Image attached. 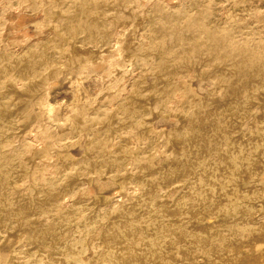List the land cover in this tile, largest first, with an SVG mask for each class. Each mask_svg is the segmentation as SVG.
I'll return each mask as SVG.
<instances>
[{
    "label": "bare ground",
    "instance_id": "1",
    "mask_svg": "<svg viewBox=\"0 0 264 264\" xmlns=\"http://www.w3.org/2000/svg\"><path fill=\"white\" fill-rule=\"evenodd\" d=\"M193 3H195V2H193ZM198 3L203 7V9H205V11L207 12V15H209V16H208V18H204V16H203L204 14L203 15L201 14L203 16V17H201L196 12V15H198V18L192 20V23L199 25L201 27V29L204 30L203 35L207 36L213 45H215L217 47H222L223 49H225V47H228V46H227V42L224 41L223 36L228 34V29L231 28L230 26L236 20V18H237L236 16H239V11H241V10L238 8L239 10L236 9L235 11L232 9L228 10L227 12L224 11V17H223V13H222V20L221 21H219V19L215 18L219 21V23H217V20H215L213 16H212L213 18L210 17V12H213V10L215 8V7L213 8L211 5H214L216 2L214 4L210 5L209 4L210 0H199ZM154 4L159 6V7H156V10L158 8H160L161 10L162 9L165 10V8H166V9H170L168 11H171V9L176 8L174 6V2L172 0H0V61H2V62L6 61L7 62L10 59H19V57L21 55L16 54V52H18V51L22 52L23 51L24 54H22V55H24V58L26 59L25 61L27 62L25 68L17 70V72L12 74L13 76L10 75L11 72L8 71L6 68H5L6 70L5 69L3 70V74L1 77V81H0V92H2V94H0V103L5 101L6 99H8L12 94H15V93L18 94L17 91L21 88V85H22L21 83L23 81H25V82L31 81V80L36 81V79L43 76L42 73L44 71H47V72L51 71V72L55 73L57 75V77L58 76L62 77L63 80L65 81V83H68V90L67 91L70 92L72 95V101L70 103L67 102L66 100L56 101L55 97L58 94L57 89H58L59 84L57 81H52L51 78H49L43 82H40L38 84L32 85L30 89L33 93L32 95L35 97V100L32 102L33 114L31 116V123L28 125V127L24 130L23 134L18 139L22 142L24 141L22 143V145L24 144L27 147H31V146H33L34 143L36 144V141H34L35 135L33 133L35 131L43 133V134H49V133L53 132L54 136L62 135L61 132H64L65 130L64 131L61 130L60 132L58 130L61 128L65 129L66 127L68 129V126L70 125L68 122L67 125L68 124L69 125L65 127V126H63V123H61V121L68 120L66 114H64V113L65 112H71V111H73V109H76L77 106H75V105L83 102L82 100L88 99L90 101H93L94 100V98H93L94 92H96L97 97L100 96L99 98H102V97H104V98L108 97L109 98L108 103H105V104L97 107L96 109H98V108H104V110L106 108L111 109L112 106H114V102L119 103L118 100H121L124 96L126 97V95L129 92V89H131V86H134V85L130 86V83L133 79L132 78L133 72H131L132 67L134 66L133 68L135 69V66L137 65V67H138V63L143 62V61L146 64H148V63L150 64V63H152V59H154V58H152V56H150V54L147 55L145 53L144 54L140 53V51L142 50V47L145 45L144 44L145 40L143 42V40H140V39L134 38V37H133V42L135 41V43H134L135 48L133 50L131 48V51L129 49L128 52L125 51L126 52V54H125L123 52L124 50H122L124 43L129 41V43L127 42L128 44H131V45L133 44V42L130 40L131 38L129 40L125 41V36H126L125 33L132 26H136V27L141 26V25H143V23L148 24L150 26L155 25L157 23L156 21L161 19V16L159 17L158 20L155 21V24H154L153 18H151V15H150L151 7H153ZM225 4H227V3H225ZM236 4H237L236 1H233V5H232L233 9H234ZM251 4H256V9H254V10H258V9L262 10V11L264 10V0H252ZM154 8H155V6H154ZM196 8H197V6L195 7V9ZM219 8L217 7V9H219ZM199 9L200 8H198V10ZM221 9H222V7H221ZM156 10H154V11H156ZM173 10H175V9H173ZM196 10H194V11H196ZM175 11H177V9ZM106 12H112V15H111V17L104 19V17H107ZM189 12H188V15H189ZM243 12H245V11H243ZM257 12H259V11H257ZM163 13H164V11H163ZM178 13H180V12H178ZM201 13H202V11H201ZM203 13H204V11H203ZM241 13H242V11H241ZM100 14H102L104 17L103 18L99 17ZM156 14L154 16L157 17ZM164 17H165V13H164ZM164 17L162 16V18H164ZM209 17L212 19H210ZM184 18H185V15H184ZM161 21H162V19H161ZM163 21H164V19H163ZM158 23H159V21H158ZM173 23L175 24V22H173ZM243 23H245V22H243ZM182 24H183V22H182ZM217 24L220 25L219 32L215 31V29L211 28V27H213L212 25L216 26ZM163 25H164V23H163ZM183 25H181V26H183ZM219 25H218V27H219ZM234 25H237V23ZM61 26H62V29H60ZM156 26L157 25H155V27ZM218 27H216V28H218ZM30 28L32 29V31L29 30ZM140 28L144 29V27H140ZM193 28L194 27L192 25V29ZM245 28H248V27H245ZM259 28H260V26H259ZM138 29L139 28H137L135 31L140 30V29L139 30ZM142 29H141V31H143ZM234 29H236V28L234 27ZM63 30H65L67 32L66 38H64V39L61 38V41L49 39L52 35L54 36L59 31H63ZM177 31L168 33L166 35L167 42L172 43V47H170L171 49L168 48L167 50L160 52L158 54V58H159L158 61H160V62L165 61L168 58L169 53L174 48L180 46V40H179L180 37L177 38V35H178L177 33L182 32L183 29L178 28ZM183 32H185V30ZM194 32L196 33L197 30H195ZM137 33H139V32H137ZM137 33L134 32V34H137ZM143 33H144V31H143ZM229 33H231V31ZM149 34H150V32H149ZM235 34H236V32H235ZM139 35L137 34V36H139ZM128 36H127V38H128ZM236 36L237 35H235L234 38ZM135 37H136V35H135ZM144 37L145 36H143L142 38H144ZM181 37H183V36H181ZM160 38H161V36H160ZM231 38H233V37H231ZM204 39H205V37H204ZM149 40H150V38H149ZM154 40H156V37ZM158 41H159V38L157 39V42ZM194 41H195V39H194ZM198 43H200V42H198ZM43 44L46 45L47 47H49L50 52L48 54H42V53L38 54V48H39V46H41ZM128 44L126 46L127 48H128ZM150 44H151V41H150ZM233 44H235V43H233ZM156 45H158V43ZM129 47H130V45H129ZM146 47H147V45H146ZM190 47H191V45H190ZM127 48H125V49L127 50ZM187 48H189V47L187 46ZM203 48H202V50H203ZM151 49H152V47H151ZM184 50H186V49H184ZM205 51H207V50H205ZM72 52L74 53L75 58L73 57V59H71V60L69 59V61H70L69 64H73V65H71V66L68 65L69 68L67 69L64 66H62L63 64L62 65L59 64L60 63L59 60L65 59L66 57L70 56V53H72ZM69 58H71V56ZM66 59L68 60V58H66ZM248 59L250 61L252 60V61H255L256 63H259V64L263 65V67H264V54H262L261 52L255 53L252 57H248ZM155 61L157 62V59H155ZM155 61H154V63H155ZM215 61H216V59H215ZM65 62H67V61H65ZM217 62L218 61H216V63ZM179 63H181V62H179ZM182 64H180V65H182ZM212 64H213V62H212ZM158 65H160V64H158ZM140 66L141 65H139V67ZM146 67H148V66H146ZM141 68H143V66ZM147 69L145 68V70H147ZM152 69L149 71L151 72ZM155 69H157V67ZM145 70L144 71L141 70V71L146 73ZM138 72H139V70H138ZM135 73H137V72H135ZM139 74H141V72ZM44 75H45V73H44ZM180 75H181V73H180ZM178 76H176V77H173V75L171 76V77H173V79L171 78L172 81L170 80L171 84L174 85V83H176ZM139 78H141V77H139ZM184 78H185V76H184ZM189 78H191V76ZM175 79H176V81H175ZM183 80H185V79H183ZM136 82H137V80H136ZM27 83H29V82H27ZM133 83H134V81H133ZM142 85H145V84H142ZM158 87H156V88H158ZM170 87L172 88V85H170ZM174 87H176V85ZM260 87H261V89L264 90V84H261ZM1 88H2V90H1ZM183 88H182V90H183ZM152 92H153V90H152ZM249 94H250V92L247 91V92H243V94H241V96L246 98L249 96ZM130 95H131V93H130ZM182 95L183 94H181L180 97H182ZM219 95H221V93ZM177 96L178 95H175L173 93L172 94L169 93L167 96V99L166 100L164 99L166 102L165 104H169L170 107H171V105H174L171 108L172 111H174V110L179 111L180 110V109L178 110V107L176 105L177 100L179 99V98H177ZM142 98H144V97H142ZM135 99H137V98H135ZM95 100H97V98ZM124 101H125V99H124ZM186 102L185 103L183 102V104H182V110L180 112V115L183 117V119L187 120L190 118V116L188 114L190 112L191 107ZM86 103L89 104V102H86ZM96 103H100V102L95 101V103H92V104H96ZM145 103H146V101H145ZM194 103H196V102H194ZM89 105H91V104H89ZM116 105H118V104H116ZM96 106H98V104ZM137 106H139V105H137ZM144 106H146V105H144ZM156 106H157V103H156ZM193 106L194 105L192 103V107ZM205 107H206L205 109H207V105ZM88 108H90V106ZM139 108H141V107L139 106ZM131 109H134V108H131ZM131 109H129V110H131ZM194 109L195 108H193V110ZM100 110L97 111L98 115L100 114V112H99ZM255 110H257V109H255ZM105 111L107 112V110H105ZM105 111H104V113H105ZM35 112H37V115L35 114ZM86 112L87 111H85L83 113H86ZM91 112H92V110H91ZM116 112L114 114H117ZM122 112H124V111H122ZM139 113H142V112L139 111ZM139 113H137V114L139 115ZM88 114H91V113H88ZM101 114H103V113H101ZM111 114H109L110 117H115V115L111 116ZM118 114H120V113H118ZM252 114H253V111H252ZM98 115L96 114V116H98ZM143 115L141 114L140 116H143ZM69 116L71 117V115H69ZM84 116H86V115H84ZM140 116H139V118H140ZM103 117H105V116H103ZM117 117H118V115H117ZM117 117H116V119H117ZM100 118H101L100 120H102V117H100ZM135 118H136V116H135ZM172 119H173V117H172ZM81 120H83V119H81ZM87 120H89V118ZM90 120H92V119H90ZM130 121H131V119H130ZM138 121H137V123L140 125V123ZM4 122H5V120H4ZM13 122H15V121H13ZM76 122L78 123L77 120H76ZM134 122H136V121H134ZM173 122H174V119H173ZM89 123H90V121H89ZM100 123L97 124L98 127H99ZM64 125H66V123H64ZM83 125H84V123H83ZM134 125H136V124H134ZM204 125H206V123ZM256 125H257V122H256ZM72 127H74V125ZM10 128H12V127H10ZM80 129H81V126L75 125L74 131H77ZM128 129H129V127H128ZM215 129H216V127H214L212 130L214 131ZM16 130H18V129H16ZM85 130L87 131V128H85ZM68 131H69V129H68ZM254 131H256V129ZM94 133L95 132H92L91 134H94ZM214 134L216 135V133H214ZM228 134L229 133H227V135ZM78 135H80V134H78ZM184 135H186V134H184ZM234 136L236 137V135H234ZM255 136L259 138V134H258V136L257 135H255ZM12 138H13V136H12ZM48 138H50V137H48ZM68 139H70V138H68ZM262 139L264 140V137H262ZM94 140H96V139H94ZM212 140L214 141V143L216 145H214V149L210 148L211 150L209 152H207V157L209 159L214 158L215 156L219 157L218 160L214 158L217 161H215V163H213V166L211 167V169L214 168L213 171H210L211 169H209L208 167L205 168L204 170H202V168H201L199 172H197L199 170L198 169L196 172H186L185 174L183 173L184 175L181 178H179V180L177 179L176 175H171V178H172V176H175L176 178H174V179L175 180L177 179L178 181L173 180L174 181V182H172L173 186L171 188L167 187L169 189L168 190L165 189L166 191H164L163 194H162L163 191L159 190L160 192L162 191L161 192L162 195L157 194L159 191L158 192L156 191L157 192L156 193L155 189L154 190L151 189L149 184L141 181V177L138 178L137 176H135L133 179L135 181H138L139 183H141L143 185V187H144L143 191L146 192V194H145L146 198L144 199V201L142 202L141 205H135V207L129 206V207H125L123 209L121 208L120 211L118 212V216H124L123 215L124 211L125 212L131 211V212H133V215L137 214V211L139 208H147V211L145 210L146 212L143 213V215L141 214L142 213L141 212L140 217L137 219H134L132 221H127L124 223H120V222L117 223V222H111L110 221V226H108V227L106 226V229H102L100 225H96V226L91 225V223H97L98 222L97 220L94 219V216L99 217V216H101V214H104L101 211V209H102L101 205L89 203L91 200V196H92L91 194H94L93 192H95V191L97 193H104L109 188L110 178L107 176V174H110V173L122 174L121 171L122 170L125 171L127 169H130L129 166H132V165L134 166L135 164H136V166H137V164L139 165L140 164L139 160L141 158L138 161H136L134 164H132V162L128 161V163H126L124 165L126 167L125 169L122 167H118V168L111 169V170L107 171L105 168H107L108 166H106V167L100 166L96 170H94V169L85 170L82 173V178L84 179L87 177V175H92L91 187H89V188L87 187L85 189V185H84V189H81L80 183H79L76 187H70L67 195L61 196L58 191L55 192L56 191L55 189H54L55 191L53 192V183L54 182L53 183L48 182L49 187L52 189V191H51L52 195L50 197H48V199L45 203H37L38 195L41 194L42 191L39 189V187H35L33 190V193L35 194V198L32 199L30 202L27 201V202H25L24 205H18V206L13 205L11 202L7 203V205L9 207H11V210H7L5 208V210L2 214V217H3L2 218L3 222L1 223L2 226L0 227V240L4 239L3 240V248L7 247L9 245H12L14 243V238H17L18 233L20 232L23 235L24 234L27 235L29 240H31L33 250L36 251V254L39 258V261L44 262L45 264H264V169L262 170L261 173H259V177H258V179H256V182H255L256 184L251 186V187H248L250 189H248L249 191H248V193L246 192L247 194H245L244 197L240 198V196H241V194L239 193L240 190L234 191L235 189L233 187V189H234L233 190L234 191L233 197H232L233 201H231L232 203L226 202L227 200H229L230 195H229V197H227V195L225 196L226 190L223 191L225 187L224 188L222 187L223 190H220L221 189L220 187L225 184L226 188H229L232 184H234V182L242 174L245 173V169L243 168V166H240V163L239 164L237 163V159L240 156V153L242 152V150L239 149V147H237V143H234L230 139H225V141H224L222 136L218 135L217 137H214ZM237 140H239V139H237ZM15 141H16V139L13 142H15ZM110 143L111 142H109L108 144H110ZM170 143L172 145L174 153H176V149H175L176 145L173 143V141L171 139H170ZM161 144L162 143H160V145ZM239 144L241 146L243 143L241 144V142H239L238 145ZM5 145H6V143H5ZM38 145L39 144H36V146H38ZM36 146H33V147H36ZM55 146H54V148H56ZM113 146H114V141H113ZM146 146H147V144H146ZM168 146H169V143H168ZM262 146L259 149H262ZM205 147H206V145H205ZM182 149H183V151L184 150L187 151L186 148H182ZM254 149H256V148H254ZM177 150H178V148H177ZM178 151H180V150H178ZM192 151H193V149H192ZM20 152H21V150H20ZM253 152H254V150H253ZM110 153H111V151H110ZM194 153H196V152H194ZM242 153L244 155L245 152H242ZM189 154H187V155H189ZM255 154H256V152H255ZM119 155H121V154H119ZM181 155H183V154H181ZM263 155H264V152H263ZM165 156H167V155H165ZM178 157L181 158V156H178ZM169 158H170V156H169ZM60 159H61V157H60ZM122 159H123V157H122ZM175 159H176V157H175ZM214 159H212V160H214ZM261 159H263V158H261ZM10 160H11V157L9 155L0 160V171L6 169V167H9ZM144 160H146V159H144ZM168 160H170V159H168ZM187 160H185V161H187ZM229 160L231 162L234 160V164L230 163V168H228V166H227V164L229 165ZM249 160H251V159L249 158L248 161ZM252 160H254V159H252ZM189 162H191L190 158H189ZM42 163H44V162H42ZM248 163H250V162H248ZM185 164H187V163H185ZM241 164H242V162H241ZM133 166L131 167V170L133 169ZM166 167H168V166H166ZM191 167H194V166L191 165ZM200 167H201V165H200ZM262 168H263V164H262ZM42 169H44V168H42ZM246 169H247V167H246ZM163 171H162V173H163ZM171 172H173V171H171ZM258 172H259V170H258ZM37 173H38V171H37ZM40 173H42V172H40ZM48 173H49V171L47 172V170H46V172H43L42 174H40L41 178L46 177L47 175H48L47 177H49ZM149 173H151V172H149ZM164 173H163V176H165V174L168 172H166L165 174ZM172 174H175V173H172ZM32 175H34V174H32ZM168 175H169V173L166 176H168ZM248 175H249V173H248ZM177 176L179 177L180 175H177ZM196 177L199 178V182L197 183V185L193 184L195 182L194 180ZM20 178H21V180L16 181V182H15V180H12L10 182L0 183V190H3L4 193L7 194L8 191L15 189L16 186H17V188L23 187L30 180L31 175H29V173H24L22 176H20ZM197 178H196V180H197ZM46 179H48V178H46ZM131 179H132V177H131ZM154 179H155V177H154ZM61 180H62V177H61ZM113 181H114V179H113ZM158 181H160V180L158 179ZM41 182H42V180H41ZM129 182H131V181H129ZM161 182H163V181H161ZM164 182H166V181H164ZM45 183H46V181H45ZM244 183H245V181H244ZM249 183H250V181H249ZM81 185L83 186L82 183H81ZM138 185L139 184L137 183V186ZM162 186H164V185H162ZM47 187L48 186H46V189H47ZM158 188L159 187H157V189ZM162 188H165V187H162ZM196 188H197V191L199 190L201 192L200 194H201L202 201L204 200L203 197H207V195L211 193L210 196L208 195V198L211 197L210 198L211 202L209 203V205L210 204H212V205L214 204V205H213V207H209V210H208V211H210L209 213H207L206 210L205 211L203 209L200 210L197 207V205H199L198 204L199 203L198 198L200 196L195 193ZM230 188H232V187H230ZM240 189H242V186ZM244 189L246 190V188H244ZM134 191L135 190H133V192ZM31 192H32V190H31ZM122 192H124V191H122ZM140 192H141V190H140ZM118 194H116V192L111 193V196L108 199L109 202L107 204H111V205L113 204V206L115 208L116 203H117L116 195L119 196ZM127 194H128V192H127ZM120 196H119V198H121ZM123 197H125V195ZM165 197H167V199ZM258 197H260L259 201H257ZM105 198H107V197H105ZM180 198H181V201H180ZM125 200H127V199H125ZM207 202L204 203V206H207V205H205V204H207ZM125 203H127V201H125ZM218 203L220 204V206L222 205V208H220V210H222V212L223 211L227 212L228 208L234 207V211L236 213V216L234 215L235 221L237 220L236 223L238 225H240L239 227H237V225L234 224V225L230 226L229 230H226V231L219 230V225H220L219 220H221V222L223 220L220 219V216L218 215V213L216 211V208L219 205ZM226 203H228V204L226 205ZM233 203H235V204H233ZM202 207H203V205H202ZM107 210H108V208H107ZM220 210L218 212H220ZM139 211H140V209H139ZM213 211H215V212H213ZM56 212L59 213V214H57V216L54 215V214H56ZM106 212L107 211H105V213ZM203 212H206L207 215H206V213L204 215ZM23 213H25V214H23ZM111 213H113V212H111ZM116 213H117V211H116ZM82 214H84L85 217L87 216V220L85 222H81V219L79 218L80 222L77 223L76 222L77 218L81 217L80 215H82ZM232 214H234V213H232ZM111 215H113V214H109V216H111ZM230 215L231 214H229V216ZM125 216H126V214H125ZM130 216H132V215H130ZM138 216H139V214H138ZM146 216L147 217L149 216L150 218L151 217L157 218L156 220H159L158 218H165V222L163 223V221H162V222H160L162 224L159 223L160 224L159 225V224H157L158 222L155 223V221H154L155 225L157 224L159 226H157L155 228V231L153 230L154 232H152V230L150 229V224L147 227V224L149 223L147 220H146L147 222L145 221L146 224L144 223L146 226L145 225L143 226V222L145 220L144 218ZM234 216H233V218H232V216L230 217L232 219V221L234 219ZM147 217H146V219H147ZM222 217L224 219V216H222ZM101 218H103V217H101ZM106 219H109V218L107 217ZM124 219L130 220V218H124ZM10 220H17V223L20 227L17 229L7 228L5 222H9ZM48 221L50 223H48ZM194 221L196 223H195V225H192V223ZM106 222H107V220H106ZM100 223H103V221L102 222L100 221ZM28 225L32 226L29 230H27ZM6 230L7 231L9 230V234H6V232H5ZM82 236L84 237V239H81L79 241L80 245H81L80 246L81 247L80 252L74 254V256H75V258H74L71 255V253H72L71 248L77 242L76 238L80 239L79 237H82ZM75 240H76V242H75ZM22 242H20L19 244H21ZM24 244L25 243L23 242V245ZM94 244L96 246H94ZM74 248H75V246H73V249ZM3 252H4V250L1 249V251H0V264H21L19 261V258L17 256L16 250L13 252L10 260L7 261L6 263H5V258L7 256H5L3 254ZM69 257L70 258L72 257V260H70ZM38 258L36 259L37 262H38ZM34 259H35V257H34ZM25 261L26 260H24V263H25ZM27 261H28V259H27ZM41 262H40V264H41Z\"/></svg>",
    "mask_w": 264,
    "mask_h": 264
},
{
    "label": "rangeland",
    "instance_id": "2",
    "mask_svg": "<svg viewBox=\"0 0 264 264\" xmlns=\"http://www.w3.org/2000/svg\"><path fill=\"white\" fill-rule=\"evenodd\" d=\"M172 1L174 2V6L176 7L173 9H175V10L177 9V11H175L173 9H171V11H168L170 9H166V8H165V10L164 9L161 10L160 8H158L156 10V7H159V6H157L155 4L153 5V7H151L150 15H151V18H153V23L155 24V21L158 20L160 16L162 19V21H161V19L158 20L159 23H158V21H156L157 22L155 24V25H157L156 27H155V25L150 26L148 24L143 23V25H141V26H137V27L132 26L130 29H128L126 31L125 41H127L131 38L130 40L133 42V37L138 38L140 40H143V42L145 40V43H144L145 45L142 47V50L143 49L144 50L143 51L141 50L140 53H143V54L145 53L147 55L150 54V56H152V58H154V59H152V63H150V64L149 63L146 64L144 61L138 63V67H137V65L135 66L136 70L133 68L134 66L132 67L131 72H133L132 73L133 79L130 83V86L131 85H134V86H131V89H129V92L131 93V95L128 92L126 97L124 96L122 98L123 100L122 99L118 100L119 103L114 102V106H112L111 109L106 108L105 110H107L108 113L104 110V108H98V109H96V108L105 104V103H108L109 98L108 97H106V98L102 97L103 99L99 98L100 96L97 97L96 92H94L93 93V98H94L93 101H90L88 99L82 100L85 104L83 102L78 103L79 105L78 104L75 105V106H77L76 109H73V111H71V112H65L64 113V114H66L68 120L61 121V123H63V126H65V127L70 124L68 126L69 131H68L67 127L65 129L61 128L58 130L59 132L61 130L62 131L67 130V131L61 132L62 135H59V136H54L53 132L49 133V134H43V133H40L37 131L33 132L35 135L34 141H36V144H39L38 146H36L35 143L33 144V146L37 147L36 148L33 146L27 147L24 144L22 145V143L24 141L22 142V141L18 140L19 137L23 134L24 130L31 123V116L33 114L32 102L35 100V97L32 95L33 93H32L30 88L34 84H38L40 82H43V81L51 78L52 81H57L59 84L58 89H57L58 94L56 95L55 100L56 101L66 100L67 102L70 103L72 101V95L70 92L67 91L68 90V83H65V81L63 80L62 77H59V76L57 77V75L51 71L50 72L44 71L42 73L43 76L36 79V81L35 80H31L32 82L31 81H26V82L23 81L21 83L23 86L21 85V88L17 91L18 94H16V93L12 94L8 99H6L5 101L0 103V160L4 157H7L8 155L11 157V160L9 162V167H6V169L0 171V183L10 182L12 180H15V182L19 181V180H21L20 176H22L24 173H29V175H31L30 180L23 187L17 188V186H16L15 189L8 191L7 194L4 193L3 190H0V227L2 226V224H1L3 222L2 214L5 210V208L7 210H11V207H9L7 205V203L11 202L13 205L18 206V205H24L25 202H27V201L30 202L32 199L35 198V194L33 193V190L35 187H39V189L42 191V193L38 195L37 203H45L47 201L48 197H50L52 195V192H51L52 189L49 187L48 182H52V183L54 182L53 183V192L56 190L55 192L58 191L61 196L67 195L69 192V188L70 187H76L79 183H80L81 189H84V185H85V189L87 187L88 188L91 187L92 175H87V177L84 179L82 178V173L85 170H88V169L96 170L100 166H104V167L108 166L107 168H105L107 171L111 170V169L118 168V167H122L125 169L126 167L124 165L126 163H128V161H130V162H132V164H134L136 161H138L141 158L139 160L141 165L137 164V166H136V164H135L134 165L135 167L132 165L133 166L132 170H131L132 166H129L130 169H127L125 171L122 170L121 171L122 174H120V173L119 174H113V173L107 174V176L110 178L109 188L104 193H97L96 191L93 192L94 194H91L92 196H91V200L89 202L91 204H96V205L102 206L101 211L104 214H101V216H99V217L94 216V219L97 220L98 222L97 223H91V225H94V226L100 225L102 229H106V226L107 227L110 226V221L111 222H117V223H119V222L124 223L127 221H132L134 219H137L140 217L141 214L143 215V213H145L147 211V208H139L140 211L138 209L137 214H134V215H133V212H131V211H128V212L124 211V213H123L124 216H118V212L120 211L121 208L123 209V208L129 207V206L135 207V205H141L142 202L144 201V199L146 198L145 197L146 192L143 191L144 190L143 185L141 183H139L138 181H135L133 178L135 176H137L138 178L141 177V181L149 184L151 189H153V190L155 189V192L162 190L163 192L162 191L161 192L163 194L164 191H166L165 189L168 190L169 188H171L173 186L172 182L176 181L177 179L179 180V178H181L186 172H196L198 169L199 170L197 172H199L201 168H202V170H204L207 167L209 169H211V167L213 166V163H215V161H217L219 157H217V156L214 157L217 160H215L214 158L209 159L207 157V152H209L211 150L210 148L214 149V145H216V144L214 143V141L212 139L214 137H217L218 135L222 136L224 141H225V139H230L234 143H237V147H239V149H241L242 152H245L244 155L241 152L240 156L237 159V163L238 164L240 163V166H243V168L245 169V173L242 174L234 182V184H232L230 186L232 188H230V187L226 188L225 184L220 187L221 188L220 190H223L224 187L226 188V189L224 188V190H223V191L226 190L225 196L227 195V197H229V195H230V198H229L230 201L227 200L226 202L230 203L231 201H233L232 197H233L234 191L240 190V192H239L241 194L240 198H242L245 196V194L248 193V191H249L248 189H250L248 187H251V186L256 184L255 182H256V179H258V177H259V173H261L262 170L264 169V155H263L264 140L262 139V137H264V90L261 89V87H260L261 84H264V67H263V65L256 63L255 61H252V60L250 61L248 59V57H252L255 53H258V52H261L262 54H264V35H263L264 34V12L263 11L264 10L263 11L259 10V9L254 10V9H256V4H251L252 0H227V1L226 0L225 1L224 0H210V3H209L210 5L214 4L216 2L214 4L215 6L211 5L213 8L214 7L215 8H214L213 12H210V17L213 16L214 19L217 18V19H219V21L222 20V13H223V17H224V11L227 12L228 10H231V9L235 11L238 8L242 11V13H241V11H239V16H236L237 17L236 20L230 26L234 31L230 28V29H228V34L223 36L224 41L227 42V46H228V47H225V49H223L222 47H217V46L213 45L211 43V41L209 40V38L207 36L203 35L204 30L201 29V27L199 25L192 23V20L197 19L198 15L201 17L204 16V18H208V16H209V15H207V12L205 11V9H203V7L198 3L199 0L198 1L197 0H172ZM233 1H236V3H237L235 5L234 9L232 8ZM193 2H195V3L197 2V3L195 4ZM225 3H227V4H225ZM154 6H155V8H154ZM196 6H197V8H196L197 10L195 9ZM217 7L218 8L220 7V8L217 9ZM221 7L223 10L221 9ZM198 8H200V9L198 10ZM154 10H156V11H154ZM194 10H196V11H194ZM163 11L165 13V17H164ZM201 11H202V13H201ZM203 11H204V13H203ZM243 11H245L246 13ZM255 11L256 12L259 11V12H257L258 14ZM178 12H180V13H178ZM188 12H189V15H188ZM196 12L198 15H196ZM154 13L155 14L157 13L156 14L157 17L154 16L155 15ZM201 14L202 15L204 14V15L202 16ZM106 15H107V17H104L102 14H100L99 17H102V18L104 17V19L111 17L112 12H106ZM184 15H185V18H184ZM162 16L164 18H162ZM212 18H210V19H212ZM163 19H164V21H163ZM217 19H215V20H217ZM219 21L217 20V23H219ZM162 22L164 23L165 26L163 25ZM173 22H175V24L178 27ZM182 22L184 25L182 24ZM235 22L237 23V25H234V24H236ZM243 22H245V23H243ZM181 25H183V26H181ZM192 25L194 27L193 29H192ZM218 25L219 24H217L216 26L212 25L213 27H211V28H213V29H215V31L219 32L220 25H219V27H218ZM259 26H260V28H259ZM140 27H144V29L146 31ZM216 27H218V28H216ZM234 27L236 29H234ZM245 27H248V28H245ZM137 28H139L140 30L138 29L139 31H135ZM178 28L183 29V31L185 30V32L182 31L180 33H177L178 34L177 38L180 37L179 38L180 46L174 48L169 53V56L165 61H163V62L158 61V59H159L158 54L160 52L167 50L168 48L172 47V43L167 42L166 35L168 33L177 31ZM60 29H62V26L60 27ZM141 29L144 31V33H143V31H141ZM29 30L32 31L31 28ZM195 30H197L196 33L194 32ZM230 31H231V33H229ZM134 32L135 33L139 32L137 34L138 35L140 34V35L137 36V34H134ZM149 32H150V34L151 33L152 34L150 35ZM235 32H236V34H235ZM153 34L154 35L156 34L157 36L156 35L154 36ZM135 35H136V37H135ZM235 35H237V36L234 38ZM127 36H128V38H127ZM143 36H145V37L142 38ZM160 36H161V38H160ZM181 36H183V37H181ZM66 37H67V32L65 30H63V31H59L54 36L52 35L49 39L61 41V38L64 39ZM155 37H156V40H154ZM204 37H205V39H204ZM231 37H233V38H231ZM149 38H150V40H149ZM158 38H159V41L157 42ZM194 39H195V41H194ZM150 41H151V44H150ZM127 42L129 43V41H127ZM127 42H125L123 47H122V50H124L123 52L125 54H126V52L129 51V49L131 51V48H132V50L135 48V44H134L135 41L133 42L134 45L132 44L133 46L131 44H128ZM156 42L158 43V45H156L157 44ZM198 42H200L201 44ZM126 43L128 44V48L126 47L127 46ZM233 43H235V44H233ZM129 45H130V47H129ZM146 45H147V47H146ZM190 45H191V47H190ZM187 46L189 48H187ZM124 47L127 48V50ZM151 47H152V49H151ZM202 48H203V50H202ZM184 49H186V50H184ZM205 50H207V51H205ZM49 52H50L49 47H47L44 44L39 46V48H38V54L39 53L48 54ZM16 54L21 55L19 57V59H10L7 62L6 61H3V62L0 61V65H1L0 66V81H1L2 74H3V70L5 68L11 72V74H10L11 76H13L12 74L17 72V70L25 68L27 62L25 61L26 59L24 58V55H22V54H24L23 51L22 52L18 51V52H16ZM70 56H71V58H69ZM70 56L66 57V58H68V60L66 58L60 59L59 64H61V65L63 64L62 66H64L65 68L68 69L69 66L73 65V64H69L70 63L69 59L70 60L73 59L74 53L73 52L70 53ZM155 59H157V62L155 61ZM215 59H216V61H218L217 63H216ZM65 61H67V62H65ZM154 61H155V63H154ZM179 62H181V63H179ZM212 62H213V64H212ZM158 64H160V65H158ZM180 64H182V65H180ZM139 65H141V66L139 67ZM142 66H143V68H141ZM146 66H148V67H146ZM156 67H157V69H155ZM145 68L146 69L148 68V69L145 70ZM151 69H152V71L150 72L149 70H151ZM138 70H139V72H138ZM141 70H143V71L145 70L146 73L142 72ZM135 72H137V73H135ZM140 72H141V74H139ZM44 73L46 76L44 75ZM180 73H181V75H180ZM172 75H173V77H176L179 75L177 78V81L175 79L176 83H174V85L171 84V81H172L171 78L173 79V77H171ZM184 76H185V78H184ZM190 76H191V78H189ZM139 77H141V78H139ZM183 79H185V80H183ZM136 80H137V82H136ZM133 81L135 84L133 83ZM27 82H29V83H27ZM142 84H145V85H142ZM170 85H172V88L170 87ZM175 85H176V87H174ZM156 87H158V88H156ZM182 88H183V90H182ZM1 90H2V88H1ZM152 90H153V92H152ZM247 91L250 92L248 97L244 98L243 96H241V94H243V92H247ZM169 93H171V94L173 93L175 95H178L177 98H179V99L177 100L176 105L178 107V110L180 109L179 111H175V110L172 111L171 108L174 105H171V107H170L169 104H165L166 103L165 100L167 99V96ZM220 93H221V95H219ZM0 94H2V92H0ZM181 94H183L182 97H180ZM142 97H144V98H142ZM96 98H97V100H95ZM135 98H137V99H135ZM124 99H125V101H124ZM187 100L188 101L190 100V101L188 102ZM95 101L100 102V103L92 104V103H95ZM145 101H146V103H145ZM182 101L184 103L187 101L186 103L189 104V106L191 107L190 112L188 114L190 116V118L187 120L183 119V117L180 115V112L182 110V104H183ZM86 102H89V104H91V105H89ZM194 102H196V103H194ZM156 103H157V106H156ZM192 103L194 105L193 107H192ZM97 104H98V106H96ZM116 104H118V105H116ZM88 105L90 106V108H88L89 107ZM137 105H139L141 108H139V106H137ZM144 105H146V106H144ZM206 105H207V109H205ZM131 108H134V109H131ZM193 108H195V109L193 110ZM90 109L92 110V112ZM129 109H131V110H129ZM255 109H257L258 111ZM98 110H100L99 111L100 114L101 113H103V114L98 115V112H97ZM85 111H87V112L83 113ZM104 111H105V113H104ZM122 111H124V112H122ZM139 111L142 113H139ZM252 111H253V114H252ZM115 112L117 114H114ZM88 113H91V114H88ZM118 113H120V114H118ZM137 113H139V115ZM35 114L37 115V112H35ZM96 114L98 116H96ZM109 114H111V116L115 115V117H110ZM141 114L142 115L144 114V115L140 116ZM69 115H71V117L72 116L73 117L71 118ZM84 115H86V116H84ZM117 115H118V117H117ZM103 116H105V117H103ZM135 116H136V118H135ZM139 116H140V118H139ZM87 117L89 118V120H87L88 119ZM100 117H102V120H100L101 119ZM116 117H117V119H116ZM172 117L174 119V122H173ZM80 118L83 120H81ZM90 119H92L93 121ZM130 119H131V121H130ZM4 120H5V122H4ZM76 120L78 121V123L76 122ZM13 121H15V122H13ZM89 121H90V123H89ZM134 121H136V122H134ZM137 121L140 123V125L137 123ZM68 122H69V124L67 125ZM256 122H257V125H256ZM64 123H66V125H64ZM83 123L85 126L83 125ZM98 123H100L99 127L97 125ZM205 123H206V125H204ZM134 124H136V125H134ZM73 125H74V127H72ZM75 125L81 126V129L74 131ZM10 127H12V128H10ZM128 127H129V129H128ZM214 127H216V129L213 131L212 129ZM85 128H87V131L85 130ZM16 129H18V130H16ZM255 129H256V131H254ZM92 132H95V133L91 134ZM214 133H216L217 136ZM227 133H229V134L227 135ZM78 134H80V135H78ZM184 134H186L187 136ZM258 134H259V138L255 136V135L258 136ZM97 135L98 136L100 135L101 137L100 136L98 137ZM234 135H236V137ZM12 136H13V138H12ZM48 137H50V138H48ZM67 137L70 139H68ZM236 138L239 140H237ZM15 139H16V141L13 142ZM94 139H96L97 141ZM170 139L177 146V147L175 146L176 153H174V150H173L172 145L170 143ZM113 141H114V146H113ZM109 142H111V143L108 144ZM167 142L169 143V146H168ZM239 142H241V144L243 143L241 145L243 148L240 146V144L238 145ZM5 143H6V145H5ZM160 143H162V144L160 145ZM260 143L261 144L263 143L262 144L263 146ZM146 144H147V146H146ZM205 145H206V147H205ZM260 145L262 146V149H259V148H261ZM54 146L56 148H54ZM177 148L180 151H178ZM182 148H186L187 151H185V150L183 151ZM191 148L193 149V151ZM254 148H256V149H254ZM252 149L254 150V152ZM20 150H21V152H20ZM109 150L111 151V153ZM194 152H196V153H194ZM255 152H256V154H255ZM119 154H121V155H119ZM181 154H183V155H181ZM187 154H189V155H187ZM165 155H167V156H165ZM169 156H170V158H169ZM178 156H181V158ZM60 157H61V159H60ZM122 157H123V159H122ZM175 157H176V159H175ZM189 158H190L191 162H189ZM249 158L251 160L248 161ZM261 158H263V159H261ZM144 159H146V160H144ZM168 159H170V160H168ZM212 159H214V160H212ZM245 159L250 163H248ZM252 159H254V160H252ZM185 160H187V161H185ZM42 162H44V163H42ZM241 162H242V164H241ZM185 163H187V164H185ZM230 163L234 164V160L232 162L229 160V165L227 164L228 168H230ZM262 164H263V168H262ZM191 165L194 167H191ZM200 165H201V167H200ZM166 166H168V167H166ZM246 167H247V169H246ZM42 168H44L45 170ZM213 169H211L210 171H213ZM46 170H47V172L49 171L48 174H49V177L51 179L49 177H47L48 175L46 177L41 178L40 174H42L43 172H46ZM170 170L173 172H171ZM258 170H259V172H258ZM37 171H38V173H37ZM39 171L42 173H40ZM162 171H163V173L164 172L169 173L168 176H166L168 173H166V174L164 173L167 178L165 176H163ZM149 172H151L152 174ZM172 173H175V174H172ZM248 173H249V175H248ZM32 174H34V175H32ZM171 175H176L177 179L176 180L174 179V178H176L175 176H172V178H171ZM177 175H180V176L178 177ZM153 176L155 177V179ZM61 177H62V180H61ZM131 177H132V179H131ZM46 178H48L49 180ZM196 178L194 180L195 182L193 183L195 185H197V183L199 182V178H197L198 181L196 180ZM113 179H114V181H113ZM158 179L160 181H158ZM41 180H42V182H41ZM44 180L46 181V183ZM129 181H131V182H129ZM161 181H163V182H161ZM164 181H166V182H164ZM244 181H245V183H244ZM249 181H250V183H249ZM136 182L139 184L138 186H137ZM81 183L83 184V186L81 185ZM162 185H164V186H162ZM46 186H48L47 189H46ZM156 186L159 188L157 189ZM241 186H242V189H240ZM162 187H165V188H162ZM167 187H169V188H167ZM233 187L235 190L233 189ZM244 188H246V190ZM31 190H32V192H31ZM133 190H135V191L133 192ZM140 190L142 193L140 192ZM195 190H196L195 193L200 196V197L198 196L199 197L198 198V200H199L198 204L199 205H197V207L200 210L203 209L204 211L206 210V212L209 213L210 212V211H208L209 207H213V205H214V204L209 205V203L211 202L210 201L211 197L208 198V195L210 196L211 193L208 194L207 197H203L204 200L202 201L201 194H200L201 192L199 190L197 191V188ZM122 191H124V192H122ZM114 192H116V194L119 193L118 194L119 196L121 195L120 196L121 198H119V196L116 195V197H117L116 198V201H117L116 206L117 207L115 206V208H114L113 204L112 205L107 204L109 202L108 199L111 196V193H114ZM127 192L129 195L127 194ZM159 192L157 194L162 195L161 192L160 193ZM124 195H125V197H123ZM105 197H107V198H105ZM165 198L167 199V197H165ZM259 198L260 197L257 198V201H259ZM125 199H127V200H125ZM125 201H127V203H125ZM180 201H181V198H180ZM206 202H207V204H205V205H207V206H204V203H206ZM228 203H226V205ZM233 204H235V203H233ZM202 205H203V207H202ZM218 207L216 208V211H217L218 215L220 216V219H222L224 221V222L223 221L221 222V220H219V222H220L219 230H224V231L229 230L230 226L234 225V224H236L237 227L240 226L236 223L237 220L235 221L236 213L234 211V207L228 208L227 212L226 211L222 212V210H220V208H222V205L220 206V204H219ZM107 208H108V210H107ZM219 210H220V212H218ZM105 211H107V212L105 213ZM110 211L113 213H111ZM116 211H117V213H116ZM206 212H203L204 215ZM213 212H215V211H213ZM207 213H206V215H207ZM232 213H234V214H232ZM23 214H25V213H23ZM57 214H59V213L56 212V214H54V215L57 216ZM109 214H113V215H111L112 217L109 216ZM125 214H126V216H125ZM138 214H139V216H138ZM229 214H231V215L229 216ZM130 215H132V216H130ZM80 216L81 217L77 218V221H76L77 223L80 222L79 218L81 219V222H85L87 220V216L85 217L84 214H82ZM222 216H224V219ZM231 216H232V218L234 216L233 221L230 218ZM101 217H103V218H101ZM107 217L109 219H106ZM146 217L144 218L145 220L143 222V226L146 224L145 221L147 220L149 222L147 224V227L150 224V229L152 230V232L155 231V228L157 226L162 224L160 222H162V221H163V223L165 222V218H158L159 220H156L157 218L151 217L153 219L152 220L149 216L147 217V219H146ZM124 218H130V220H125ZM106 220L108 223L106 222ZM100 221L101 222L103 221L104 224L100 223ZM154 221H155V223L158 222L157 224H159V223L160 224L155 225ZM48 223H50V222L48 221ZM195 223L196 222L194 221L192 223V225H195ZM5 224H6L7 228L17 229L20 227L17 223V220H10L9 222H5ZM31 227H32L31 225H28L27 230H29ZM5 232H6V234H9V230L8 231L6 230ZM79 238L80 239L76 238V240H77V242L75 240L76 243L74 242L75 244L73 246H75V248H74L75 250L73 249V246H72V248L70 247L71 251H72L71 255L74 258H75L74 254L79 253L80 249H81V247H80L81 245H80L79 241L81 239H84L83 236L79 237ZM3 240L4 239L0 240V251H1V249H3L4 250L3 254L5 256H7L5 258V263L10 260L13 252L16 250L17 256H18L21 264H40L41 261H39V258L36 254V251L33 250L31 240H29L27 235H25V234L23 235L22 233L19 232L18 237L14 238V243L12 245H9V246L4 247V248H3ZM22 241L25 243L24 245H23ZM20 242H22V243L19 244ZM94 246H96V245L94 244ZM34 257H35V259H34ZM37 258H38V262L36 260ZM23 259L26 261L28 259V261L27 262L25 261V263H24ZM69 259L72 260V257L71 258L69 257ZM41 264H45V263L41 262Z\"/></svg>",
    "mask_w": 264,
    "mask_h": 264
}]
</instances>
